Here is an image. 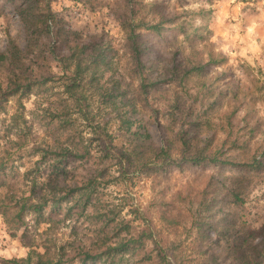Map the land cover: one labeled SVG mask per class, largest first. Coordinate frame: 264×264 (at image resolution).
I'll return each mask as SVG.
<instances>
[{
  "label": "rangeland",
  "instance_id": "rangeland-1",
  "mask_svg": "<svg viewBox=\"0 0 264 264\" xmlns=\"http://www.w3.org/2000/svg\"><path fill=\"white\" fill-rule=\"evenodd\" d=\"M43 4L57 12L59 25L81 33L73 40L75 56L66 60L70 74L83 40H95L103 53L98 61H83L82 76L69 91L70 80L59 78V57L68 47L58 44V56L42 68L32 64L37 75L51 78L25 95L9 96L0 109V162L8 165L0 178L23 182V172L42 159L35 147H69L59 160L48 152L40 174L42 180L48 173L55 178L49 195L62 197L75 185L81 188L58 204L51 201L41 217L27 212L16 229L0 213V264L46 246L63 264H82L84 251L99 254L145 225L157 242L147 239L139 248L102 252L86 264H237L220 235L229 227L223 217L236 213L247 225L264 224V168L249 175L244 204L232 203L222 183L240 168L208 161L179 164V115L169 111L177 96L189 118L201 121L199 145L215 133L211 151L236 161L255 155L264 160V0ZM126 17L162 22L160 34L141 30L146 43L141 61L121 25ZM26 38L14 6L0 0V50L25 48ZM31 55L26 53L29 62ZM199 65L200 70L193 68ZM6 76L0 64V87L6 86ZM170 138V157L155 156L153 149ZM137 143H144L145 156L126 162L124 154ZM72 149L89 153L80 158L70 154ZM126 225L129 229L119 232Z\"/></svg>",
  "mask_w": 264,
  "mask_h": 264
},
{
  "label": "trees",
  "instance_id": "trees-1",
  "mask_svg": "<svg viewBox=\"0 0 264 264\" xmlns=\"http://www.w3.org/2000/svg\"><path fill=\"white\" fill-rule=\"evenodd\" d=\"M10 5L14 6L16 13L20 17V20L24 24L26 31V45L25 48H21L14 45L13 48L6 50H0V64L7 72L6 86L0 87V109L9 99V96L18 95L22 96L30 92L34 85L40 82H45L50 79V75L41 73L37 75L32 67V64H36L38 68H42V64L46 65L50 58L58 56L55 54L58 44L68 47V52L59 57L62 64L63 75L59 78L65 77L69 79L67 84V91L72 90L76 85L78 78H81L83 69V61L88 60L98 61L99 56H102V49H98V45L101 46L95 40L85 41L80 44L81 55L77 58V67L75 73H69V58L75 56V51L71 52L74 48L73 40L81 37V33L77 30L68 29L58 24L60 18L56 11L45 7L44 0H7ZM121 25L126 32L128 42L131 49L141 61V56L145 53L146 43L142 35V29L149 32L160 34L163 26L162 22L149 23L147 21H132L131 17H126L121 21ZM79 45V44H78ZM30 53L31 58L28 61L26 53ZM67 62V63H66ZM88 65L86 64V69ZM193 68H202L201 65ZM74 75V76H73ZM73 76V77H72ZM176 96L175 101L171 105L169 111L170 115L175 116L174 113L179 115L180 128L175 134L177 142L181 146L182 159L179 161L181 164L183 161H190L192 163L199 164L202 161H208L211 163H217L219 165H229L232 167L240 168V173L234 174L230 177V181L223 182V188L227 190V194L230 201L236 205H242L245 202L244 194L248 189L251 180L249 175L255 173L264 168V160L256 155L252 159L246 161H236L228 156L222 155L220 151H211L209 146L213 143L215 133L208 135L203 139L204 143L200 144L199 133L201 121L195 118H189L190 113L187 112L185 107L180 106V102ZM177 111V112H176ZM230 122V121H229ZM172 138L164 143L163 146L153 149L155 156H167L170 157V147ZM234 146H237V138H234L231 142ZM145 145L144 143H137L130 152L124 154L125 161L128 163L133 162V158H140L145 156V150L141 149ZM41 150L42 159L47 156L48 152L53 155L54 160L67 156L69 147H65L60 150L40 149L35 147L34 151ZM71 155L76 157H84L89 153L88 149L76 151L72 149ZM42 159H36L32 166L28 167L23 172V182L13 183L6 181V179L0 178V213L4 217V221L11 229L19 228L24 223V216L27 212H33L38 217L44 215L45 208L51 203L58 204L66 197L72 196L74 192L81 187L75 185L69 188L62 197L56 195H49L48 189L55 188L54 176L52 173H48L47 177L42 180L40 174L41 167L40 162ZM59 160V159H58ZM145 162V161H142ZM5 160L0 162V174L7 169L8 165ZM55 164V161H53ZM53 164V165H54ZM47 180V181H46ZM26 185L27 187H23ZM58 186V184L56 185ZM55 194V193H54ZM213 203V202H212ZM210 204V203H209ZM223 219L228 224V229L220 231V235L225 237L226 248L229 252V256L232 257L237 264H264V224L260 227H253L247 225L245 220L239 221L236 213H226ZM203 221H200L202 223ZM123 229H129V225L120 226L119 232ZM147 239H154L150 227L145 225L138 232L136 236L130 238L123 237L117 245H109L105 251L102 252H124L129 248L135 249L142 247ZM160 248V247H158ZM92 254L84 251V255L81 257L82 264H86V260L90 258H97L100 254ZM164 259L165 257H161ZM7 264H63L61 257L56 258L51 253L48 246L44 251H38L36 249L31 250L26 257L22 258H10L6 259Z\"/></svg>",
  "mask_w": 264,
  "mask_h": 264
}]
</instances>
